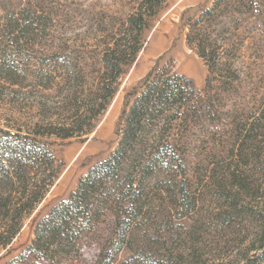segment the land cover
I'll return each mask as SVG.
<instances>
[{
  "label": "trees",
  "instance_id": "16d2710c",
  "mask_svg": "<svg viewBox=\"0 0 264 264\" xmlns=\"http://www.w3.org/2000/svg\"><path fill=\"white\" fill-rule=\"evenodd\" d=\"M122 1L71 36L59 0L0 4V251L64 170L53 144L96 129L166 4ZM182 20L204 86L153 67L124 96L113 150L7 264H68L87 240L96 264L125 249L121 264H264V0H213Z\"/></svg>",
  "mask_w": 264,
  "mask_h": 264
},
{
  "label": "rangeland",
  "instance_id": "374dc122",
  "mask_svg": "<svg viewBox=\"0 0 264 264\" xmlns=\"http://www.w3.org/2000/svg\"><path fill=\"white\" fill-rule=\"evenodd\" d=\"M212 1L166 0L165 9L148 33L145 50L139 54L135 64L124 75L119 92L96 129L82 138H73L66 141L58 140L53 144L56 155L65 162L64 170L45 200L26 220L24 228L14 243L8 249L0 251V264H7L30 243L34 237L33 230L36 219L46 214L52 205L67 198L76 188L80 177L86 174L93 164L113 150L117 143L115 130L123 107L124 96L153 67L158 64L172 63L177 71L192 77L199 88L204 86L208 69L203 60L187 45L186 28L183 26L182 17L188 9ZM25 2L26 0H0V4L4 3L13 8H18L20 5H24ZM123 5L122 0H59L55 20L69 28V36L74 34L83 35L87 30V25L91 22L89 20L91 12L100 9L109 10L112 13L119 12L125 9ZM32 62L35 64L34 60ZM212 157L213 154L210 156L203 155L201 158L208 162ZM177 222L182 223L186 228H190L193 219L192 217H186ZM99 248L96 241H84L80 259L68 264H96ZM226 251L230 252L231 249L223 248L221 250L223 253ZM130 254V251L123 250L116 256L114 264H121L129 258Z\"/></svg>",
  "mask_w": 264,
  "mask_h": 264
}]
</instances>
